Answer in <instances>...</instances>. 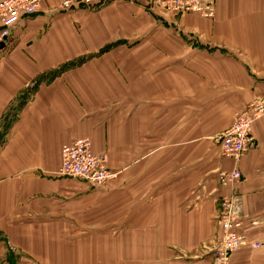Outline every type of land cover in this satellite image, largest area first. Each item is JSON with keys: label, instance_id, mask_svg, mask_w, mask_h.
<instances>
[{"label": "crops", "instance_id": "1", "mask_svg": "<svg viewBox=\"0 0 264 264\" xmlns=\"http://www.w3.org/2000/svg\"><path fill=\"white\" fill-rule=\"evenodd\" d=\"M41 1L0 37V262L14 250L41 264H215L233 195L261 245L230 264H264V117L234 186L218 180L237 162L217 140L264 97V0H215L211 19L148 0ZM79 138L114 179L59 173Z\"/></svg>", "mask_w": 264, "mask_h": 264}, {"label": "built area", "instance_id": "2", "mask_svg": "<svg viewBox=\"0 0 264 264\" xmlns=\"http://www.w3.org/2000/svg\"><path fill=\"white\" fill-rule=\"evenodd\" d=\"M170 14H197L203 18H214L216 15L215 0H148ZM41 0H0V37L8 38L22 17L34 15L41 7ZM99 0H61L64 10L79 6L96 7ZM34 87V84L31 85ZM264 117V97L253 100L244 110L237 113L232 125L222 132L217 140L221 153L226 158L234 159L237 165L232 170H222L218 180L222 185L234 186L242 180L243 174L238 166L246 152L256 145L252 133L253 124ZM59 173L89 182L93 186L104 185L117 176L108 165L105 153H96L89 138H79L62 148V163ZM233 195L224 196L217 214L221 235L213 247L215 264H230L232 256L243 246L254 248L261 242L252 240L240 231Z\"/></svg>", "mask_w": 264, "mask_h": 264}, {"label": "rangeland", "instance_id": "3", "mask_svg": "<svg viewBox=\"0 0 264 264\" xmlns=\"http://www.w3.org/2000/svg\"><path fill=\"white\" fill-rule=\"evenodd\" d=\"M3 263L6 264H41L35 262L27 257V255L20 254L14 250H9L8 254L5 255V259ZM2 264V262H0Z\"/></svg>", "mask_w": 264, "mask_h": 264}, {"label": "water", "instance_id": "4", "mask_svg": "<svg viewBox=\"0 0 264 264\" xmlns=\"http://www.w3.org/2000/svg\"><path fill=\"white\" fill-rule=\"evenodd\" d=\"M7 38L5 37V38H3V42H2V46L5 44V40H6ZM1 48V47H0Z\"/></svg>", "mask_w": 264, "mask_h": 264}]
</instances>
